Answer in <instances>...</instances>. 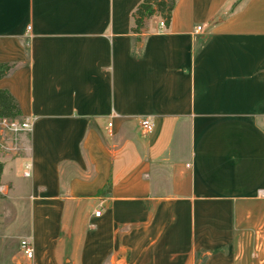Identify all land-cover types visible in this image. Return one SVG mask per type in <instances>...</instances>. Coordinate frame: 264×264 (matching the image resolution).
<instances>
[{
	"label": "crops",
	"instance_id": "0c3cea01",
	"mask_svg": "<svg viewBox=\"0 0 264 264\" xmlns=\"http://www.w3.org/2000/svg\"><path fill=\"white\" fill-rule=\"evenodd\" d=\"M141 1L0 0L32 121L0 157V264H264V0H177L137 43Z\"/></svg>",
	"mask_w": 264,
	"mask_h": 264
},
{
	"label": "trees",
	"instance_id": "16d2710c",
	"mask_svg": "<svg viewBox=\"0 0 264 264\" xmlns=\"http://www.w3.org/2000/svg\"><path fill=\"white\" fill-rule=\"evenodd\" d=\"M177 0H142L132 13L133 26L131 32L136 35V42L140 36L148 31V22L153 17H159L168 25ZM15 68L14 63H0V79L7 77ZM21 120L20 108L14 97L6 90L0 89V121ZM2 164L0 163V173ZM110 189L107 187V190Z\"/></svg>",
	"mask_w": 264,
	"mask_h": 264
},
{
	"label": "built area",
	"instance_id": "2783aa9c",
	"mask_svg": "<svg viewBox=\"0 0 264 264\" xmlns=\"http://www.w3.org/2000/svg\"><path fill=\"white\" fill-rule=\"evenodd\" d=\"M166 26H167V24L165 23V21L161 20L159 22V29L163 30L166 28ZM201 31H202L201 26H197L195 28L196 33H200ZM0 124L5 125L10 132H26V133H28L31 131V127H32L31 119H21L19 121H17V120H14V121L2 120V121H0ZM140 125H141L143 131H145V132H150L153 128V123L149 118L141 119ZM108 126L110 127L111 124H108ZM23 168H24L23 176L29 177L30 176V164L25 163L23 165ZM100 214H101L100 210H97L94 212L95 217H99ZM18 249H19V253H20L21 257L24 260L29 261V262H31L33 260L34 249H33V246L29 240L20 239L18 241Z\"/></svg>",
	"mask_w": 264,
	"mask_h": 264
},
{
	"label": "rangeland",
	"instance_id": "374dc122",
	"mask_svg": "<svg viewBox=\"0 0 264 264\" xmlns=\"http://www.w3.org/2000/svg\"><path fill=\"white\" fill-rule=\"evenodd\" d=\"M26 132H10L7 127L0 124V157H15L24 156L26 153ZM243 245L245 241L243 240ZM246 242H249L247 239ZM248 244V243H245ZM245 247L251 249V247L242 246L239 260L244 264H258L256 258L251 256V252L245 251Z\"/></svg>",
	"mask_w": 264,
	"mask_h": 264
}]
</instances>
